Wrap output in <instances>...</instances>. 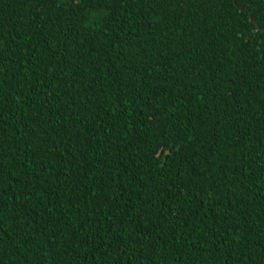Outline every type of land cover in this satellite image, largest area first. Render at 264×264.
<instances>
[{"label": "trees", "instance_id": "1", "mask_svg": "<svg viewBox=\"0 0 264 264\" xmlns=\"http://www.w3.org/2000/svg\"><path fill=\"white\" fill-rule=\"evenodd\" d=\"M261 29L264 0H0V264H264Z\"/></svg>", "mask_w": 264, "mask_h": 264}, {"label": "water", "instance_id": "2", "mask_svg": "<svg viewBox=\"0 0 264 264\" xmlns=\"http://www.w3.org/2000/svg\"><path fill=\"white\" fill-rule=\"evenodd\" d=\"M249 19H251L250 15H249ZM261 30L263 31L264 29H261Z\"/></svg>", "mask_w": 264, "mask_h": 264}]
</instances>
